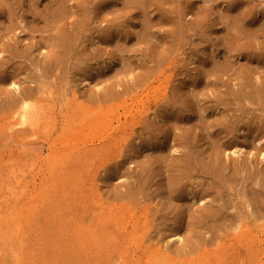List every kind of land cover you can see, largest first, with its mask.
<instances>
[{
  "label": "rangeland",
  "instance_id": "374dc122",
  "mask_svg": "<svg viewBox=\"0 0 264 264\" xmlns=\"http://www.w3.org/2000/svg\"><path fill=\"white\" fill-rule=\"evenodd\" d=\"M137 1L0 0V264H264V0Z\"/></svg>",
  "mask_w": 264,
  "mask_h": 264
},
{
  "label": "bare ground",
  "instance_id": "6f19581e",
  "mask_svg": "<svg viewBox=\"0 0 264 264\" xmlns=\"http://www.w3.org/2000/svg\"><path fill=\"white\" fill-rule=\"evenodd\" d=\"M137 1V0H136ZM141 1V0H140ZM139 1V2H140ZM142 1H144V0H142ZM206 1V0H205ZM133 2V1H132ZM136 3H138V1L136 2ZM136 3H134V4H136ZM141 4H144V3H142L141 2ZM147 4V3H146ZM133 5V4H132ZM135 6V5H134ZM141 8H142V6H141ZM145 8V7H144ZM147 8V7H146ZM258 8V7H257ZM130 9V8H129ZM128 10V9H127ZM144 10V9H143ZM239 10V9H238ZM263 10H264V8H263ZM54 12H57V10L56 11H54ZM53 12V13H54ZM58 12H60V11H58ZM238 13V12H237ZM56 13H54V14H52V15H55ZM61 14V13H60ZM56 15H58V14H56ZM226 15V14H225ZM229 15V14H228ZM227 15V16H228ZM59 16V15H58ZM230 17L232 16V15H229ZM56 17V16H55ZM58 18V17H57ZM59 18H61V17H59ZM58 18V19H59ZM232 19H234V16L233 17H231ZM60 20V19H59ZM234 21H235V19H234ZM238 22H239V19H238ZM60 23V22H59ZM59 28H61V26H59ZM235 28V27H234ZM238 28H239V26H238ZM241 28V27H240ZM64 29V28H63ZM243 29V28H242ZM246 29V28H245ZM65 30H67V29H65ZM243 30H239V32H242ZM67 32H69L68 30H67ZM236 32H238V30L236 31ZM62 33V32H61ZM65 33V32H64ZM58 35H59V33H58ZM63 35V34H62ZM65 36H66V34H65ZM62 37V36H61ZM66 38V37H65ZM64 39V38H63ZM62 40V39H61ZM66 40V39H65ZM60 41V40H59ZM61 42V41H60ZM57 43V42H56ZM241 44V43H240ZM58 49H60V48H58ZM57 49V50H58ZM61 50V49H60ZM60 50H59V52H60ZM43 52H45V51H43ZM49 53V52H48ZM56 53H57V51H56ZM61 54V53H60ZM54 55V54H53ZM50 56V55H49ZM48 56V57H49ZM46 57V56H45ZM56 57V56H55ZM50 58V57H49ZM53 58V57H52ZM55 59V58H54ZM43 60H45V59H43ZM49 61V60H48ZM51 61V60H50ZM43 63V62H42ZM45 63V62H44ZM49 63V62H48ZM14 84V83H13ZM15 85V84H14ZM29 85V84H28ZM18 86V85H17ZM29 87V86H28ZM18 88V87H17ZM30 89H31V87H30ZM28 90V89H27ZM32 90V89H31ZM25 91V90H24ZM253 93H255V92H253ZM259 93V92H258ZM263 92H261V94H262ZM30 94V93H29ZM33 94V93H32ZM257 95V94H256ZM34 96V95H33ZM36 96V95H35ZM2 97V96H1ZM22 97H24L23 95H22ZM22 97H20V98H22ZM25 97H27V96H25ZM10 98V97H9ZM27 98H29V97H27ZM259 98V97H258ZM26 99V98H25ZM30 99V98H29ZM264 99V98H263ZM34 99L32 98V101H33ZM23 102H24V100H22ZM31 101V100H30ZM34 102H36V101H34ZM31 104H33L32 102H31ZM30 103H28V101L27 100H25V102L24 103H22V105H21V108H22V106H23V109H24V112H22V114H21V116H23V118H24V120L27 118L26 116H27V110L28 109H30L31 107H32V105H31ZM36 103H34L33 104V106L35 105ZM34 109H36V107L34 108ZM38 110H40V109H37V111ZM30 112V111H29ZM33 112V111H32ZM37 114V113H36ZM38 115V114H37ZM36 115V116H37ZM38 117V116H37ZM154 118V117H153ZM29 119V118H28ZM27 119V120H28ZM152 119V118H151ZM20 120H21V122H23L22 121V119L20 118ZM246 120V119H245ZM244 120V121H245ZM24 122H27L26 120L24 121ZM139 122V121H138ZM251 123V122H250ZM254 123V122H253ZM147 124V123H146ZM257 124V123H256ZM259 124V123H258ZM221 125H222V123H221ZM144 127V126H143ZM149 127V126H148ZM147 128V127H146ZM233 129H231V131H232ZM232 135V134H231ZM184 156V155H183ZM263 156H264V154H263ZM194 157V156H193ZM195 158V157H194ZM203 159V158H202ZM201 160V159H200ZM208 161V160H207ZM216 162V161H215ZM195 167V166H194ZM197 167V166H196ZM199 167V166H198ZM205 168V167H204ZM195 169V168H194ZM208 169V168H207ZM216 171V170H215ZM263 174V173H262ZM261 174V175H262ZM223 175H224V173H223ZM235 175V174H234ZM233 175V176H234ZM179 176V175H178ZM264 175H262V177H263ZM216 177V176H215ZM217 178V177H216ZM221 178V177H220ZM261 179H264V178H261ZM222 180V179H221ZM220 180V181H221ZM260 180V179H259ZM219 181V180H218ZM223 181V180H222ZM225 183V182H224ZM222 184V183H221ZM224 185V184H223ZM217 187V186H216ZM216 189V188H215ZM177 190V189H176ZM217 190V189H216ZM215 193H216V191H215ZM255 193V192H254ZM254 193L252 192V194H253V196H254ZM216 194H218V192L216 193ZM203 196V195H202ZM207 196V195H206ZM221 196V195H220ZM219 196V197H220ZM254 197H256V196H254ZM254 197H251V199L252 198H254ZM211 199V198H210ZM215 199V198H214ZM204 200V202H205V199H203ZM206 200H207V198H206ZM255 200V199H254ZM201 202V201H200ZM253 202H255V201H253ZM190 204V203H189ZM198 204H200V203H198ZM254 204H256L257 205V203L255 202ZM192 206V205H191ZM249 206V205H248ZM220 212V211H219ZM207 214V213H206ZM218 214V213H217ZM178 227V226H177ZM178 233V232H177ZM244 234V233H243ZM176 235H178V234H176ZM175 235V236H176ZM175 236H172V237H175ZM179 236V235H178ZM180 236H182V235H180ZM239 236V235H238ZM171 237V238H172ZM244 236H241V238H243ZM176 238V237H175ZM177 238H180V237H177ZM238 237H236V239H237ZM239 238H240V236H239ZM240 238V239H241ZM246 238H244L243 240H245ZM249 239V238H248ZM174 240V239H173ZM238 241H239V239H237Z\"/></svg>",
  "mask_w": 264,
  "mask_h": 264
}]
</instances>
